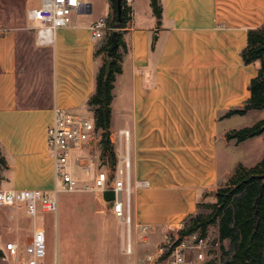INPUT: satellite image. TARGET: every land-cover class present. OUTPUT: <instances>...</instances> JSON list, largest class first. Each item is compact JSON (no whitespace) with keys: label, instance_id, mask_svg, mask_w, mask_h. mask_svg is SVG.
Returning a JSON list of instances; mask_svg holds the SVG:
<instances>
[{"label":"crops","instance_id":"0c3cea01","mask_svg":"<svg viewBox=\"0 0 264 264\" xmlns=\"http://www.w3.org/2000/svg\"><path fill=\"white\" fill-rule=\"evenodd\" d=\"M16 1L22 6L19 12L11 7ZM40 1L0 0L5 4L0 7V148L6 160L0 188L51 193L54 166L47 128L54 108L93 114L87 101L106 59L98 50L110 33L94 40L90 26L101 17L111 22L112 8L110 0H85L89 11L74 14L70 26L54 32L51 45L40 46L26 16ZM160 4L158 23L151 0H131V19L121 29V71L112 90L109 137L117 160L125 154L120 131L130 132L135 185L130 226L135 229V246L130 232V251L124 247V221L103 194L79 192L89 195L69 200L78 215L73 229L61 234L56 264H145L169 233L197 213L200 198L213 195L238 165L252 167L264 156L262 149L260 159L253 154L249 163L234 161L235 151L248 149L257 139L264 143L262 135L239 143L226 138L227 132L239 129L234 122L253 111H259L256 122L264 119V109L225 116L243 106L258 73L259 62L245 64L241 51L248 30L264 24V0H160ZM26 33L36 47L50 52L46 75L37 68L30 70L21 59ZM31 223L23 212L16 217L0 214V240L7 234V239L18 242L10 237L17 238L23 229L28 242ZM141 225L150 228L144 239H139ZM187 264L204 262L194 256Z\"/></svg>","mask_w":264,"mask_h":264},{"label":"built area","instance_id":"2783aa9c","mask_svg":"<svg viewBox=\"0 0 264 264\" xmlns=\"http://www.w3.org/2000/svg\"><path fill=\"white\" fill-rule=\"evenodd\" d=\"M130 7L131 0H125ZM90 9L85 0H41L37 7L26 12L28 20L36 28V43L47 46L53 43L54 32L73 23L74 14H84ZM131 14V12L129 13ZM92 39L104 37L111 32L106 18L97 19L90 26ZM125 138V154L112 162L102 151L103 130L95 124L94 115L84 117L63 108H54L52 122L47 128V146L54 166V187L51 193L39 189H1L0 207L14 213L23 212L34 222L31 239L24 244L6 241L2 258L11 264H46V232L42 222L45 212H57V195L65 192L114 193L110 202L113 213L131 223L133 180L131 174L128 130L120 131ZM149 226L141 225L138 230L146 235ZM206 237L193 233L175 240L166 246H158L156 256L148 255L145 264L158 263L167 255L170 264H187V253L196 251L195 258L205 259L203 247ZM127 251H130L128 244Z\"/></svg>","mask_w":264,"mask_h":264},{"label":"trees","instance_id":"16d2710c","mask_svg":"<svg viewBox=\"0 0 264 264\" xmlns=\"http://www.w3.org/2000/svg\"><path fill=\"white\" fill-rule=\"evenodd\" d=\"M110 2L112 18L109 25L113 30L98 50L106 55V59L98 70L96 89L88 99L87 105L94 115L96 126L103 130L102 151L108 154L112 162H115V153L109 137L112 90L115 76L121 71L119 64L120 48L123 46L121 29L126 27L131 19L129 14L131 7L126 5L125 0H110ZM151 7L160 23L162 19L160 0H151ZM114 30L117 31L118 46L108 54L112 43L111 34ZM241 57L245 64L258 61L260 66L257 75L250 81L249 98L241 108L229 110L225 116L243 115L248 110L264 109V24L248 30L247 44L241 51ZM109 58L112 60L110 72L106 74L105 64ZM258 135L264 137V119L252 126L231 130L226 133V138L234 139L239 143ZM5 167L6 160L0 148V171ZM215 195L216 201L211 205L210 213L207 215L195 213L188 216L182 228L178 230L177 240L180 241L184 236L196 232L200 237H206L208 227L217 223L222 251L220 264H264V156L252 167L238 165L227 184L218 188ZM224 241H228V250L223 246Z\"/></svg>","mask_w":264,"mask_h":264},{"label":"rangeland","instance_id":"374dc122","mask_svg":"<svg viewBox=\"0 0 264 264\" xmlns=\"http://www.w3.org/2000/svg\"><path fill=\"white\" fill-rule=\"evenodd\" d=\"M5 4L0 3V7H4ZM12 8H16V10L19 12L22 8L20 2H14L11 4ZM31 35L29 33H26L22 38V49H21V59L24 63V65H28L30 70H35V68L38 69L39 74H45L49 70V59H50V52L41 50V48L36 47L33 42L31 41ZM49 50V49H48ZM259 111H253L251 115H247L246 117L240 118L238 121L234 122L235 126L239 129L252 126L255 124L259 117ZM85 117H90L91 114H84ZM264 149V143L262 139H257V141H253L248 149L245 150H238L234 152L235 159L234 161H250L251 156L259 155L257 159H260L259 152ZM116 150L118 156H120L119 151V145H116ZM264 151V150H263ZM262 153V152H260ZM225 153L221 154L222 161L225 159ZM259 161V160H256ZM249 163V162H248ZM228 181V180H227ZM226 183L223 185L225 186ZM85 194L88 193H79V192H65L61 191L57 195V202H58V209L57 212H45L44 215V224H45V231H46V257L45 262L46 264H56L57 257H60L62 245H61V234L63 233V230H71L75 226L73 223V218H75L78 214L76 213V204H73L72 201L69 202L70 198L72 196L79 198L80 197H86ZM51 196H54L53 193H50ZM89 195V194H88ZM216 201V195L215 193L210 196H204L200 198V202L198 203V211L197 213H201L203 215H207L211 211V205ZM0 214L2 217H8L11 215H14L15 217L18 216V213L15 214L13 212H9L7 209L0 207ZM22 214V213H21ZM22 217V215H19ZM24 218V217H23ZM33 229L32 223L29 226V231ZM135 229L133 226H128V224L124 221V247L126 250L128 249V237L131 232V242L132 247L135 246ZM11 232V231H10ZM9 233V230H8ZM197 233V232H196ZM139 234V233H138ZM198 234V233H197ZM146 236V235H145ZM144 235L139 234V239H144ZM7 234H3L0 240V264H11L9 261L4 260L2 258V251H1V244L5 243L6 241H9V239L6 238ZM27 231L24 232L23 229H21L19 235L17 238L15 236H11L10 239H17L18 243L24 244L27 242ZM147 237V236H146ZM178 238V230L173 231L172 233L168 234V238L161 242L159 246H166L168 244H171ZM206 244L203 247V252L205 255V259L203 260L204 264H207L208 262H213L214 264H220L221 262V243L218 239V224H214L208 227L207 230V236H206ZM142 244V243H141ZM223 246L225 250H228V241L223 242ZM156 252L153 254L156 256ZM196 254V251H189L187 253L188 259H193ZM154 264H170V260L167 255L162 256V258L159 259L158 263Z\"/></svg>","mask_w":264,"mask_h":264},{"label":"water","instance_id":"95a60500","mask_svg":"<svg viewBox=\"0 0 264 264\" xmlns=\"http://www.w3.org/2000/svg\"><path fill=\"white\" fill-rule=\"evenodd\" d=\"M118 21H119V12H118ZM111 46L108 49V54H111L114 49L118 46V38L117 31L114 30L111 34ZM111 59L109 58L105 64V73L108 74L110 72ZM103 199L110 203L114 199V193L111 190H107L103 193Z\"/></svg>","mask_w":264,"mask_h":264}]
</instances>
